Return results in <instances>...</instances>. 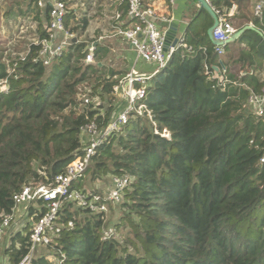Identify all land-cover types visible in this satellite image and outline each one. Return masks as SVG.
<instances>
[{"label":"trees","instance_id":"1","mask_svg":"<svg viewBox=\"0 0 264 264\" xmlns=\"http://www.w3.org/2000/svg\"><path fill=\"white\" fill-rule=\"evenodd\" d=\"M59 1L67 5L65 27L78 41L51 66L40 58L51 37L41 20L50 22L49 3L39 8L31 1L39 41L24 56H6L0 49V224L13 213L15 195L52 185L84 156L86 129L95 125L101 133L124 107L115 88L126 74L110 67L111 45L99 42L94 63H85L89 47L103 34L89 33L102 2ZM234 1L211 4L222 14ZM77 4L88 13L78 15ZM120 10L121 17L110 22L121 21L124 31L128 0ZM204 14V25L195 24L186 41L189 49L181 47L151 80L143 101L146 117L107 139L74 184L90 195L103 194L89 191L88 182L128 177L131 184L118 204L121 218L111 224L106 215L66 204L58 237L33 264H54L49 255H64L65 264H264V117L247 108L264 87V38L246 31L235 43L247 48L235 53L232 43L220 59L208 36L213 20ZM44 206H32L31 214ZM107 227L121 238L103 240ZM29 250L28 230L13 239L6 256L16 264Z\"/></svg>","mask_w":264,"mask_h":264},{"label":"built area","instance_id":"2","mask_svg":"<svg viewBox=\"0 0 264 264\" xmlns=\"http://www.w3.org/2000/svg\"><path fill=\"white\" fill-rule=\"evenodd\" d=\"M129 10L127 13V28L121 31V35L131 44L137 52L138 57L146 63L153 64L158 71L165 70L172 56L177 52L166 50L167 39L160 30L157 22L162 19L151 9H146L142 5L141 0H128ZM170 4H174L176 0H168ZM211 4L212 0H206ZM39 8H44L46 4L52 6L50 12V22L47 25L48 32L51 33L49 41H44L40 58L45 66L51 64L62 57L64 51L70 42L76 37L70 33L65 27V17L67 14V5L59 0H34ZM234 9L233 5L231 9ZM219 27L214 31L213 38L217 43L223 44L218 46L216 54L220 59L226 55V43L238 31L229 21L230 14H220ZM255 16L262 20L264 17V1L259 2L255 7ZM120 17H118L119 19ZM62 36V40L58 41V36ZM58 41V42H57ZM183 46V45H182ZM96 47H89L90 54L86 57V64L94 63V50ZM179 49V47L177 48ZM226 69L223 68V72ZM156 76L147 77L136 76L131 73L120 82L115 88L116 96L124 104V107L113 118L109 125L101 133L98 132L95 125H91L86 129L89 136L88 144L85 148L83 157L78 158L70 164L64 175L58 176L55 182L50 186L42 187H26L20 193L14 196L15 207L12 214L6 215L0 224V255L1 246L5 238L9 235L10 230L17 224L19 209L24 206H34L37 209L39 202L45 204L44 211L28 216V230L30 235L29 254L19 263L16 264H33L34 260L42 251L48 250L54 243V239L60 233V214L68 203L75 204L76 207L90 211L94 215H106L112 204H120L124 191L130 186L131 180L128 177L114 178L110 189L103 194L90 195L84 191L74 189V184L88 170L91 159L96 155L97 149L103 143L111 138L115 132H121L132 120L146 117L147 108L143 101L147 96V88L151 80ZM4 83L0 82V87ZM136 85H140L136 89ZM247 108L256 116L264 117V87L260 94H253L248 100ZM86 104L89 100L85 101ZM149 118L152 116L149 113ZM170 137L169 135H165ZM264 164V157L261 161ZM69 228H73L74 224L69 223ZM121 236L114 227H107L104 230L103 240L110 241L120 239ZM48 260L54 264H65L66 258L62 255L60 258L49 255ZM5 264H15L9 260Z\"/></svg>","mask_w":264,"mask_h":264},{"label":"crops","instance_id":"3","mask_svg":"<svg viewBox=\"0 0 264 264\" xmlns=\"http://www.w3.org/2000/svg\"><path fill=\"white\" fill-rule=\"evenodd\" d=\"M31 1L33 0H0V46L4 44L6 45V43L7 45L10 44L9 39L14 36V31L15 33L18 32L20 21L24 19L32 22L31 27L33 32L32 38L28 40L29 45L34 41H39V35L37 33L39 21L36 13L33 12L36 6L34 5V2L33 6H30ZM97 1H101L102 5L104 6L103 11L105 10L106 24L104 25V27H97L96 31H102L103 34L100 36L99 41L96 44H99V42H108L111 45L113 60H110V67L118 70L119 72L125 73L126 76L131 73L135 74L136 76L143 77L151 75L157 76L161 71L159 72L155 65L146 63L141 60L131 44L121 35V29L118 26H120L122 22L119 21L115 25L110 22L116 21L118 17H121V15L123 14V11L120 10V7L122 6V0H94V2ZM141 1L144 8L153 10L161 18L166 20L164 21L160 19L157 24L160 30L166 36L167 42L170 39L172 41L181 40V42L184 44L183 46L182 44H179L176 47L171 44L170 46H168L169 52L172 50L179 51L181 47L183 49H189L186 46V41L191 35L193 29L192 27L195 24H199L201 22L204 25L203 21H205L206 19V15L204 14L205 12H202V16H200L201 8L199 3L196 0H176L174 4H170L168 0ZM258 4V0H236L233 4L235 8H224L223 13L230 14L229 21L234 25L237 31L242 30V28L246 26H252L255 28V31L264 38V17L262 18V20H260L255 16V7ZM76 8L79 9L78 15L88 13V9L84 4H77ZM92 14L94 15L95 11H90V15ZM41 20L42 25L44 26V28H46L48 25V21L43 16H41ZM95 23H93L92 26H96ZM11 33L12 36L10 35ZM89 33L91 34V30ZM23 40H25V37L22 36L19 42ZM61 40L62 36L60 35L58 36V41ZM235 44L236 46L232 47V51H234L235 53H238L240 49L247 48V45L245 43ZM178 47L179 49H177ZM26 50L27 49H25L24 52H26ZM261 69L262 71L259 73V78L260 81L263 82L264 62L262 63ZM215 71L217 72V74H220L219 69L217 71L215 68ZM98 183H102V188L100 189V191L105 192L112 186L113 179L107 178L104 181H98ZM31 208L32 206H24L19 209L17 224L10 230V237L7 236L2 243L0 264H5L9 260L6 256V250L11 245L13 239L18 234H22V232L24 233L28 231L29 226L27 219L31 214Z\"/></svg>","mask_w":264,"mask_h":264},{"label":"rangeland","instance_id":"4","mask_svg":"<svg viewBox=\"0 0 264 264\" xmlns=\"http://www.w3.org/2000/svg\"><path fill=\"white\" fill-rule=\"evenodd\" d=\"M104 9V7H103ZM97 19L95 22L96 26H92L91 30V37L95 35L96 33V29L98 26L100 27H104V25L106 24V16H105V10L102 11V15H97ZM31 21H28L26 19L21 20L20 24L18 26V32L15 33L14 31V36H12V33L10 34L12 36V38H10V44L6 45H1L0 49L1 52L4 50H7L8 53H6L5 55L8 56H12L13 58H16L18 56H24L25 52L24 50L27 49L29 47V43L28 40H30V38H32V27H31ZM15 28V27H14ZM9 36V37H11ZM23 37H25V40L20 41L19 40ZM5 89V88H4ZM150 119V118H149ZM90 180V179H88ZM87 180V181H88ZM102 188V183H96L95 185L91 184L90 182H88V190L92 191L94 189H101ZM123 214V209L118 207V204H112L109 207V212L107 214V219L109 221V223L114 224L116 223L122 216ZM26 231V230H25ZM25 233V232H24ZM23 234V232H22Z\"/></svg>","mask_w":264,"mask_h":264},{"label":"water","instance_id":"5","mask_svg":"<svg viewBox=\"0 0 264 264\" xmlns=\"http://www.w3.org/2000/svg\"><path fill=\"white\" fill-rule=\"evenodd\" d=\"M196 1L199 3L200 8H201L200 14L203 11H205L210 15V17L213 20L214 25L208 30V36H209L211 42L214 43V45H216V46H223L224 43L223 44L217 43L216 41H214V38H213V33L219 27L220 23H219V17L217 15L216 11L214 10V8L212 7V4H209L206 0H196ZM249 30L255 31V28L252 26H246V27L242 28V30L235 33L227 42H225L226 46H228V45L232 44L233 42H235L236 40H238L246 31H249ZM77 41H78L77 38L73 39V43H76ZM171 44L174 45V47H176L179 44L183 45L181 40L172 41L170 39V40H168V42L166 44V50L165 51H168V49H169L168 46H170ZM97 45L98 44H95L94 47H96ZM216 70L218 71L217 68H216Z\"/></svg>","mask_w":264,"mask_h":264}]
</instances>
